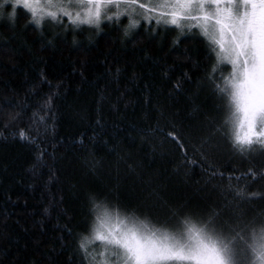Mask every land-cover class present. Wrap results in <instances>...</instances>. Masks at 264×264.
Masks as SVG:
<instances>
[{
    "label": "trees",
    "instance_id": "16d2710c",
    "mask_svg": "<svg viewBox=\"0 0 264 264\" xmlns=\"http://www.w3.org/2000/svg\"><path fill=\"white\" fill-rule=\"evenodd\" d=\"M0 10V264H68L90 189H118L135 201L150 179L165 195L193 204L222 199L217 186L229 181H208L192 151L206 114L220 115L206 79L216 57L207 59L195 34L141 28L125 36V19L119 28L105 21L98 32L65 35L51 26L37 30L22 6L10 22L11 0H0ZM176 83L183 85L178 93ZM50 96L46 126L39 133L33 127L35 140L21 139L19 129ZM21 107L23 122L13 119ZM173 127L196 165L182 163L183 153L166 137ZM217 143L215 151L203 149L209 162L231 161L237 175L264 164L259 152L242 158ZM248 190L264 191V179ZM249 207L259 212L264 200ZM74 260L80 264L81 256Z\"/></svg>",
    "mask_w": 264,
    "mask_h": 264
},
{
    "label": "snow or ice",
    "instance_id": "6c2138e0",
    "mask_svg": "<svg viewBox=\"0 0 264 264\" xmlns=\"http://www.w3.org/2000/svg\"><path fill=\"white\" fill-rule=\"evenodd\" d=\"M17 6L26 10L28 23L41 32L45 26L62 28L65 35L98 32L105 21L119 28L126 19L125 36L141 28L150 34L187 30L204 43L209 61L213 54L216 57L206 79L220 115L206 114L192 151L199 154L208 181L217 177L229 181L226 187L217 186L222 199L202 197L203 204H193L187 198L165 195L150 179L144 196L135 201L121 197L118 189H90L85 194L82 231L68 264H75L77 255L80 264H264V209L257 212L249 207L264 200V191L248 190L264 179V164L259 168L253 164L237 175L231 161L211 163L203 151L217 150L219 139L232 155L264 156V0H11L13 11L7 18L12 23ZM225 61L230 65L227 72ZM182 87L176 83L174 91ZM51 102L50 96L27 118L19 129L21 139H36L31 130L35 127L39 133L41 123L46 126ZM23 116L21 107L13 119L23 122ZM166 137L183 153L182 163H198L179 131L173 127ZM241 177L245 185L231 183ZM68 232L71 235V229ZM89 247L100 251L91 254Z\"/></svg>",
    "mask_w": 264,
    "mask_h": 264
},
{
    "label": "rangeland",
    "instance_id": "374dc122",
    "mask_svg": "<svg viewBox=\"0 0 264 264\" xmlns=\"http://www.w3.org/2000/svg\"><path fill=\"white\" fill-rule=\"evenodd\" d=\"M99 251H100V249H99Z\"/></svg>",
    "mask_w": 264,
    "mask_h": 264
}]
</instances>
